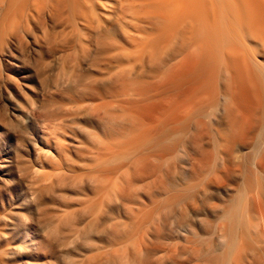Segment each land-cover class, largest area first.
<instances>
[{"label": "bare ground", "instance_id": "bare-ground-1", "mask_svg": "<svg viewBox=\"0 0 264 264\" xmlns=\"http://www.w3.org/2000/svg\"><path fill=\"white\" fill-rule=\"evenodd\" d=\"M48 27L58 30L50 34ZM38 32L49 35L50 43L72 44L81 54L93 51L92 69L110 79L106 86L119 83L116 100L140 113L135 124L144 122L145 130L134 131L138 143L120 140L116 147L135 158L150 148V156L142 154L146 159L140 154L142 161L157 158L147 171L152 179L150 210L157 218L155 238L162 243L168 234L163 235L162 223L172 217L175 244L183 240L191 254L187 264H264V0H0L2 46L28 35L37 43ZM97 84L86 88L94 90ZM125 91L138 98L130 99ZM162 104L170 110L160 123L154 110ZM220 109L229 120L227 127L225 122V127L219 125L216 138L212 125ZM167 124L173 126L169 130L174 138L164 128ZM190 126L199 139H211L213 149L200 150L195 160L203 166H191V183L181 185L168 180L163 167ZM238 145L250 155L241 154ZM94 151L91 171L105 182L100 187L112 178L114 183L123 167L113 164L109 147ZM107 186L98 191L105 195ZM113 192L119 200L125 190ZM102 198L92 199L102 204L89 203L85 214L95 212V206L108 219L118 216L115 209L102 211Z\"/></svg>", "mask_w": 264, "mask_h": 264}, {"label": "rangeland", "instance_id": "rangeland-1", "mask_svg": "<svg viewBox=\"0 0 264 264\" xmlns=\"http://www.w3.org/2000/svg\"><path fill=\"white\" fill-rule=\"evenodd\" d=\"M57 30L47 29L50 34ZM37 36V43L32 35H28L20 43L0 44V264L184 263L191 254L185 243L182 244L183 240L175 244L172 217L168 218L171 222L173 220L172 223L169 220L162 223V232H165L163 235L168 233L167 238L161 237L162 243L155 238L157 218L150 210L153 206L149 196L152 179L147 178V171L150 168L148 163L156 164L157 158L142 161L141 158L150 156V148H144L141 158L140 154L135 158L119 153L116 147L120 140L134 145L138 143L135 134L144 123L135 124L140 120V113L118 102L119 83L117 86L112 84V88L106 86L110 79L92 69L96 61L93 51L81 54L70 48L72 44L50 43L49 35L44 36L42 32ZM94 81H98L94 90L86 88ZM125 92L128 95L129 91ZM129 93L132 95L127 96L130 99L138 98ZM157 107L155 117L163 123L170 108L164 104ZM222 111L218 110L213 119L216 138L229 120ZM169 125L163 127L172 133L173 126L170 128ZM190 129L179 135L183 143L176 148L177 159L174 154V160L167 159L163 167L164 173L168 172V180L181 185L192 181L190 172L194 169L191 166L195 169L203 166L200 159L198 165L195 160L202 153L200 150L213 149L211 139L206 136L199 139L201 134L196 136L197 129L195 132L193 127ZM173 134L170 139L174 138ZM98 147H109L113 164L123 167L118 174L121 176L114 179L115 184L112 178L100 187L105 182H100L93 173V152ZM237 149L241 154L250 155V150L241 145ZM212 168L211 171H215ZM183 176L184 181L180 180ZM107 185H111V189ZM96 186H99L97 190ZM106 186L109 190L106 188L104 195L103 187ZM117 187L126 192L119 200L113 192ZM98 188H103V192ZM95 192L103 197L102 211L109 210V213L115 209L118 216L108 219V214L97 213L99 208L95 206V212L85 214L88 204L95 203L92 199L101 200ZM99 201L95 204L100 207L102 203ZM115 231H119V239L114 240Z\"/></svg>", "mask_w": 264, "mask_h": 264}]
</instances>
